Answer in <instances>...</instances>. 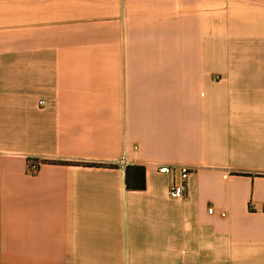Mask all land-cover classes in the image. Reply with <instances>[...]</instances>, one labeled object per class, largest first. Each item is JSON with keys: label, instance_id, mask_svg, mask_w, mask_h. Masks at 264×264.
Returning a JSON list of instances; mask_svg holds the SVG:
<instances>
[{"label": "crops", "instance_id": "0c3cea01", "mask_svg": "<svg viewBox=\"0 0 264 264\" xmlns=\"http://www.w3.org/2000/svg\"><path fill=\"white\" fill-rule=\"evenodd\" d=\"M0 249L264 264V0H0Z\"/></svg>", "mask_w": 264, "mask_h": 264}, {"label": "built area", "instance_id": "2783aa9c", "mask_svg": "<svg viewBox=\"0 0 264 264\" xmlns=\"http://www.w3.org/2000/svg\"><path fill=\"white\" fill-rule=\"evenodd\" d=\"M44 103V101H42ZM117 164L123 168L130 165L129 159L123 155L117 160ZM41 165V161L38 159H30L28 162V173L35 174L38 172ZM176 169H179L181 173V178L179 180H174L169 188V195L173 198H182L186 195L188 190V178L190 176V169L186 166H180L179 168H176L175 166L170 165H159L158 171L162 173H171L173 171H176ZM210 212H213V208L209 209Z\"/></svg>", "mask_w": 264, "mask_h": 264}, {"label": "trees", "instance_id": "16d2710c", "mask_svg": "<svg viewBox=\"0 0 264 264\" xmlns=\"http://www.w3.org/2000/svg\"><path fill=\"white\" fill-rule=\"evenodd\" d=\"M125 182L128 189L146 188V168L140 164L128 165L125 170Z\"/></svg>", "mask_w": 264, "mask_h": 264}, {"label": "rangeland", "instance_id": "374dc122", "mask_svg": "<svg viewBox=\"0 0 264 264\" xmlns=\"http://www.w3.org/2000/svg\"><path fill=\"white\" fill-rule=\"evenodd\" d=\"M9 262L5 259V255L0 249V264H8Z\"/></svg>", "mask_w": 264, "mask_h": 264}]
</instances>
